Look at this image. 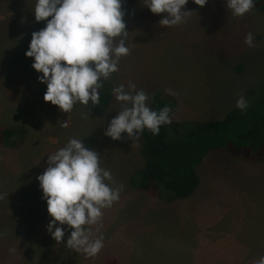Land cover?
<instances>
[{"label":"rangeland","instance_id":"rangeland-1","mask_svg":"<svg viewBox=\"0 0 264 264\" xmlns=\"http://www.w3.org/2000/svg\"><path fill=\"white\" fill-rule=\"evenodd\" d=\"M34 2L0 0V26L8 24L0 35V124L28 130L24 143L0 147V264H253L264 255V160L211 150L196 165L197 190L183 199L133 187L130 176L143 164L141 138L133 143L124 133L117 140L104 135L122 106L114 94L101 113L79 102L66 113L43 99L46 84L37 80L42 73L24 54L31 33L45 25L34 19ZM182 9L191 10L185 22L163 26L159 20L166 13L136 0L123 17L130 51L104 80L111 89L135 83L149 94L150 108L153 93L171 89L177 102L172 119H220L251 83L264 81V13L252 8L234 16L224 0L203 6L188 0ZM248 32L251 47L244 40ZM72 137L100 154L113 187L123 185L100 221L87 226L104 237L94 257L66 245L69 226L61 225L62 241L51 237L36 179L48 154Z\"/></svg>","mask_w":264,"mask_h":264},{"label":"clouds","instance_id":"clouds-1","mask_svg":"<svg viewBox=\"0 0 264 264\" xmlns=\"http://www.w3.org/2000/svg\"><path fill=\"white\" fill-rule=\"evenodd\" d=\"M193 2L203 6L207 0ZM122 3L123 0H35L31 8L34 19L44 20L45 25L31 33L24 54L33 58L32 68L42 73L37 80L46 84L45 101L66 113L77 102L85 106L100 103L101 78L107 79L117 71L120 57L130 51L124 39L128 31ZM186 3L188 0H143L151 12L166 13L159 20L163 26L185 22L191 11L182 9ZM225 3L232 15L241 16L254 7L256 0H224ZM244 40L253 46V33H246ZM166 91L171 93V89ZM112 92L122 106L104 130L111 139H120L124 133L133 143L138 142L144 129L156 135L160 125L171 123L170 107L150 108L149 94L136 89L135 83L129 81L127 88L121 83ZM248 104L243 95L235 102L242 111ZM62 123L66 126V121ZM36 179L50 216L45 227L51 237L62 241L61 225L69 226L66 245L94 257L103 247L104 237L103 233L93 236L87 226L100 221L102 210L119 199L123 188L122 184L113 187L112 173L101 167L100 154L85 147L81 137L69 138L63 147L48 154L47 167ZM253 264H264V255Z\"/></svg>","mask_w":264,"mask_h":264},{"label":"trees","instance_id":"trees-1","mask_svg":"<svg viewBox=\"0 0 264 264\" xmlns=\"http://www.w3.org/2000/svg\"><path fill=\"white\" fill-rule=\"evenodd\" d=\"M135 2L123 0L124 16L131 12ZM253 8L264 13V0H256ZM2 23L0 35L8 26ZM240 67L238 65L235 70H240ZM98 91L100 103L91 105L89 102L90 110L95 113L104 112L113 98L112 89L103 78ZM244 97L249 101L245 110L233 106L220 119L187 121L171 118V123L160 125L156 135L144 129L139 150L143 164L132 172L131 185L156 197L183 199L197 190L200 176L196 165L211 150L227 148L243 161H263L264 81L251 83ZM150 105L156 110L168 105L172 117L177 102L170 92L158 90L151 95ZM27 131L25 126L0 124V147L19 146L26 140Z\"/></svg>","mask_w":264,"mask_h":264}]
</instances>
